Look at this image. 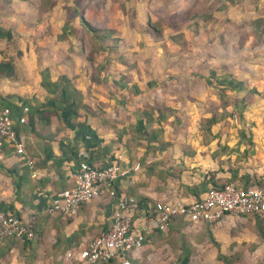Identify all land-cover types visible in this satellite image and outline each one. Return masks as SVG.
I'll list each match as a JSON object with an SVG mask.
<instances>
[{
	"label": "rangeland",
	"instance_id": "obj_1",
	"mask_svg": "<svg viewBox=\"0 0 264 264\" xmlns=\"http://www.w3.org/2000/svg\"><path fill=\"white\" fill-rule=\"evenodd\" d=\"M125 1L0 0V26L11 32L9 39L0 38V61H11L14 66L13 75L0 76V102L12 96L21 99L38 96L35 95L36 88L24 86L26 80L32 86L33 77L30 74L40 75L43 68L49 74L50 71L57 72L58 78L64 70L63 65L69 72H73L72 66H81V60L87 57L90 45L89 35L83 31L77 17L80 13L92 26L112 29V36L117 38L110 51L95 53L93 59L87 61L89 68L96 64L109 66L116 61L130 62L131 65L136 64L148 70L154 67L156 62L152 63L151 53L156 45L150 39L141 38L146 33L145 25L138 23L136 27L143 30L136 31L138 35L133 34L135 27H132L131 19L127 20V17L132 16L136 9L130 5V1L125 6ZM170 4L171 9L158 8L152 11V16L158 18L152 17V22H156L162 36L167 35L166 40L162 37L156 42L171 48L166 53L169 56H166L165 64L174 71L169 80L172 88L169 92L164 91L163 95L165 92L178 97L186 95L191 100L190 104L182 106V110L186 109L188 114L169 118L170 123L165 120L163 124L166 126L160 127L159 133L166 130L168 138L176 139L171 133L186 129V134H189V130L195 128L208 136L212 128L218 130L219 135H233L237 142H233L231 150L226 153L228 156L219 158L222 153L212 154L217 159V169L205 170L203 178L210 172H223L229 177H218L222 181L229 179L242 182L245 179L247 182H257L264 166V0H170ZM143 12H147L146 9ZM126 13L129 15L126 16ZM122 14L125 15L123 20L120 18ZM168 16L170 18L166 21L169 24H161V18ZM256 18H263V21L253 23ZM72 28L74 34L70 33ZM61 32L65 39L58 38ZM171 32L176 33L168 35ZM111 42L106 41L107 44ZM175 43L184 50V55L177 54ZM126 53L130 56L127 57ZM171 55L175 56L168 58ZM159 65L162 69V64ZM210 67L217 69V73ZM110 70L109 73L93 71L92 76L104 81L107 74H112ZM183 80L188 81L187 85L189 80H194L206 86L197 84L194 88L186 87L184 90L179 86ZM150 88L140 89L135 85L131 95L142 102L146 101V97L152 101L159 98L160 95L153 94ZM44 95L43 90L40 96ZM128 95L130 93L126 92ZM192 100L202 105L193 104ZM225 102L228 104L226 111L221 107ZM208 111L220 115L218 119H223L222 122L210 127L202 118L198 119L199 112ZM208 127L209 132H206ZM177 168L182 169L180 165ZM6 174L0 170L1 193L5 189L2 175ZM3 200L0 197V204L5 202ZM263 240L264 216L253 215L247 220L236 216L225 220L222 216L215 222L191 227L175 226L158 234L151 241L144 242L146 245L129 261L130 264H179L177 258L186 252L188 264H264V248L261 254L255 253ZM110 264L119 263L114 261Z\"/></svg>",
	"mask_w": 264,
	"mask_h": 264
},
{
	"label": "crops",
	"instance_id": "obj_2",
	"mask_svg": "<svg viewBox=\"0 0 264 264\" xmlns=\"http://www.w3.org/2000/svg\"><path fill=\"white\" fill-rule=\"evenodd\" d=\"M128 1L136 9L132 16L129 13L125 14L126 16L129 15L127 20L131 19L132 27H135L132 31L133 34L138 35L136 31L143 30V28L136 27L138 23L145 25L146 28L144 27V29L147 36L144 34L141 38L150 39L154 46L156 45L155 48H152L151 53L152 63L156 62V64H153L154 67L152 66L148 70L146 68L142 69L136 64L131 65L130 62L118 63L116 61L115 64L109 66L96 64L97 66L89 68L86 58L81 60L82 63L79 68L71 67L73 72H69V69L66 70V65H63L64 70L60 74L66 75L73 86L80 91L82 102L88 106V111L79 107L76 110V116L71 117L70 123L67 124L58 121L56 116L52 115L49 119V126L43 129V133L37 129L28 134L26 131L21 132L22 137L27 142L25 148L34 159L32 168L28 169L11 150L7 148L0 149V163L8 169L7 174L2 175L4 192H0V197L7 203H1L0 208L8 212L9 207H13L12 212L21 214L22 219L37 234L35 240L30 242L29 245H25L21 240H14L12 243L10 238L3 240L0 243V258L7 264H83L66 260L64 258L66 251L62 253L52 252L51 246L56 238L59 240L57 249L60 250L66 247V244H70V247L79 246L87 239L109 227L112 200L104 196L93 198L89 202L81 204L70 216L50 215L44 211L46 202L43 194L71 185L82 155L88 162L96 166H104L112 158H117L121 171L115 180V185L122 194L135 196L148 202L169 198L191 200L193 198L189 197V192L184 190L182 186L197 184L203 179L205 170L217 169V159L212 157V154L215 152L222 153L219 158L228 156L226 153L231 150L233 142H237L233 135H227L226 133H220L219 135L217 134L218 130L212 128H210V136H208L207 141H202L201 132L192 128L193 130H189V134H186L188 132L186 129L181 132L173 131L174 133H171V135H175L176 139L168 138L169 133L166 134V130L163 133L157 132V137L160 140L166 142L168 139L167 141L170 142L165 146L159 145L153 148L151 146L146 149V147L136 142L135 132L137 131L135 127H137V130H141L144 123L143 109L153 108L151 112V117L154 119L152 127L163 128L166 126L163 124L165 120L170 123L169 118H178L188 114L186 109L182 110V106L183 104H190L191 98L186 95L178 97L166 93L172 88L169 80L174 73L165 64L166 56H169L166 53H169L171 48L168 45L164 47V45L156 42L162 37L166 40V34L162 36L161 32L155 33L149 27V24L155 25L156 23L152 22V17L158 19L152 16L153 9H171L170 0H127L124 2L125 6ZM173 1L178 2V0ZM164 5L166 7H163ZM145 9L147 12H143ZM125 15L122 14L120 18L123 20ZM169 18L170 16L164 19L161 18L160 23L163 25L169 24L166 21ZM175 33L171 32L168 35ZM176 52L181 55L185 54L179 45H177ZM129 56L130 54H127V57ZM174 56L171 55L168 58ZM209 69H213L215 73L218 71L214 67ZM101 70L104 73H109L110 70L112 74H107L104 81L92 76L93 71L100 72ZM169 70L171 71L168 72ZM189 71L191 73V70ZM28 73L30 74V72ZM56 74L57 72L50 71L52 80L56 79ZM30 76L33 77V85L29 86V82L26 80L24 87L28 89L36 88L35 95L38 96L31 97L27 101L40 106L42 102L44 103L43 97L40 96L43 94V90L39 86L40 77L39 75H33V73ZM187 82L183 80L179 83V86L186 90V87L194 88L197 84H200L198 81L189 80V85L193 84L189 86ZM135 85L146 90L151 87L152 93H157L160 97H156L153 101L146 97V101L142 102L131 95V90L134 91ZM202 86L206 85L203 84ZM173 87H175L174 84ZM219 88L230 92L223 86H219ZM164 91H166L165 95H163ZM126 92L130 95L126 96ZM9 99L20 103L21 100L26 98L21 99L12 96ZM191 102L202 105L193 102V100ZM211 113V111H208V113L199 112L197 117L198 119L208 118ZM158 115L163 116L165 120H161V117H157ZM230 138L232 139L230 140ZM153 144L158 145L157 142ZM135 164L138 167L133 169ZM179 165L182 169L177 168ZM23 172H26L24 185L20 193H16L12 188V183L13 181L16 182L18 175ZM199 172H202V175ZM220 173H215V177H229L228 174ZM239 183L243 185L251 184L245 179ZM20 198L29 200L30 205L21 206L19 203ZM253 215L226 214L224 218L227 220L232 216H236L247 220ZM145 245L143 244L142 247ZM262 248H264V240L261 241L260 246L256 247L255 253L261 254ZM110 263L113 262L108 264Z\"/></svg>",
	"mask_w": 264,
	"mask_h": 264
},
{
	"label": "built area",
	"instance_id": "obj_3",
	"mask_svg": "<svg viewBox=\"0 0 264 264\" xmlns=\"http://www.w3.org/2000/svg\"><path fill=\"white\" fill-rule=\"evenodd\" d=\"M9 113L7 107L0 109V149L5 145L24 165L32 168L34 159L24 142L15 136ZM24 121V117L19 118V122ZM137 167L135 164L133 169ZM120 171L119 164L96 166L82 155L72 184L43 194L46 202L44 211L50 215L70 216L81 204L100 196L112 200L109 229L66 250V260L83 264H106L116 260L120 264H129L128 257H133L142 247L145 236L165 231L175 216L181 217L191 227L215 222L226 214H264V168L258 182L243 185L237 180H229L219 188L206 190L197 199L169 198L153 202H139L135 197L119 192L115 180ZM32 235L31 228L22 218L0 208V243L6 237L30 239ZM0 264L7 263L0 258Z\"/></svg>",
	"mask_w": 264,
	"mask_h": 264
},
{
	"label": "trees",
	"instance_id": "obj_4",
	"mask_svg": "<svg viewBox=\"0 0 264 264\" xmlns=\"http://www.w3.org/2000/svg\"><path fill=\"white\" fill-rule=\"evenodd\" d=\"M79 23L81 24L83 31H86V33L89 35L88 43L90 45V49L88 51L86 60H92L93 55L95 53H101L104 50L110 51L113 48L114 41H117V38L112 36L113 30L112 29H106V28H97L92 26L83 16L82 13L77 15ZM263 21V18H256L253 20V23H259ZM149 27L155 32L159 33V28L157 25L154 24H149ZM73 29V28H72ZM74 29L70 32L74 34ZM63 35V36H62ZM11 37V32L7 28H3L0 26V38L3 39H9ZM59 39H65L66 37L64 36V33L61 32ZM110 40L112 41L110 44H107L106 41ZM14 73V66L11 61H0V76L1 77H10ZM40 80H39V85L40 87L45 91V95L43 97L42 104L40 106L31 104L26 100H21L20 103L17 101H12L9 99L10 97L5 98L4 100H1L0 102V109L3 107H7L9 109V115L10 118L13 120V126L12 129L14 131L15 136L18 139H21L24 142V145H27V142H25L24 138L21 135L22 131H26L28 133L34 132L36 129L39 130L40 132L43 133V129L47 128L49 126V119L50 116L55 115L58 121L63 122L64 124L70 123L69 120L71 117L76 116V110L81 107L88 111V106L82 102V94L80 93L79 90H77L73 84L71 83L70 79L64 75L61 74L59 75L58 78L52 80L51 76L49 74V71H47L46 68H43L40 73ZM222 92V91H220ZM224 93V92H223ZM221 97V96H220ZM223 97V94H222ZM219 98V97H218ZM227 105L226 102L221 105L225 111L227 110ZM153 108H148L147 110L143 109L142 114H143V119L144 123L141 127V130H137L135 132V137L137 139V143L142 145L143 147H146L148 149L149 147H157L159 145L165 146L167 142H163L160 140V138L157 137V132H161V128H153V118L151 117V112ZM159 111V109H158ZM216 113L212 112L211 115L208 118H202L204 121L207 122L208 126L210 127L223 119H218L220 117L217 116ZM227 115L226 117H228ZM24 117L25 121L24 122H19V118ZM161 117V116H157ZM226 117L224 119H226ZM161 120H165V118L162 116ZM80 126V125H78ZM207 129L206 132H209V128ZM203 133V131H202ZM43 135V134H42ZM210 136V132L209 135ZM208 136H205L202 134V141H207ZM157 142L158 145H154L153 143ZM163 142V143H162ZM9 149L10 148L6 147L3 145L1 149ZM29 148V147H28ZM142 161V160H141ZM112 164H119L117 158H112V160L109 162ZM28 168V167H27ZM26 170V168H24ZM29 169V168H28ZM0 170H3L4 172H8L7 168H4L2 164L0 163ZM15 173V170H14ZM25 173L23 172L22 174L18 175V178L12 183V188L14 189V192L20 193L23 185H24V180H25ZM13 174V172H12ZM229 181L227 180H221L218 177H215L214 172H210L207 175L204 176V178L198 182L197 184L191 185V186H182L184 190H187L189 192V197L193 199H197L200 194L205 192L206 190L210 188H219L221 187L225 182ZM70 186V185H67ZM65 186V187H67ZM65 187H60L57 190L63 189ZM135 197V196H133ZM136 198V197H135ZM139 202L143 201L138 198H136ZM20 204L21 206H28L30 205L29 200H22L21 198ZM148 202V201H147ZM13 207H9L8 214H12ZM18 217L22 218L21 214L17 213L16 214ZM255 216H262L260 214H254ZM206 223V222H203ZM202 223V224H203ZM186 225V222L179 216L173 217L168 225L166 231L169 229L175 227V226H183ZM110 226V224H109ZM187 226V225H186ZM31 227V226H30ZM105 229L104 231H107ZM33 230V228H32ZM102 231V232H104ZM166 231H156L154 233L148 234L145 236L143 243L147 241H151V239L154 236H157L158 234L165 233ZM33 235L30 239H24V238H19V237H6L3 240L10 238V242L12 243L14 240H26L23 243L25 245H29L30 242L35 240V234L34 230L32 231ZM2 240V241H3ZM59 244V240L56 238V241L54 244L51 246L52 247V252H64L66 251V248L70 249L73 247H77L78 245L70 247V244H66V247L61 248L60 250L57 249V245ZM54 249V251H53ZM179 257V256H178ZM130 260L131 257H128ZM179 261V264H188V254L185 252L182 254L181 257L177 258ZM116 260H110L109 262H114ZM108 262V263H109ZM106 263V264H108ZM120 264V262H118ZM130 264V261H129Z\"/></svg>",
	"mask_w": 264,
	"mask_h": 264
}]
</instances>
